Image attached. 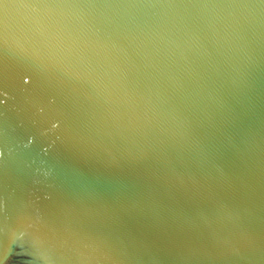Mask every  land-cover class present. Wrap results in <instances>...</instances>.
<instances>
[{
	"label": "water",
	"instance_id": "1",
	"mask_svg": "<svg viewBox=\"0 0 264 264\" xmlns=\"http://www.w3.org/2000/svg\"><path fill=\"white\" fill-rule=\"evenodd\" d=\"M0 264H264V0H0Z\"/></svg>",
	"mask_w": 264,
	"mask_h": 264
}]
</instances>
